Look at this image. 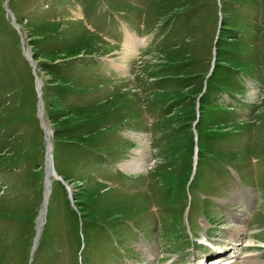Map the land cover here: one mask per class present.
Returning a JSON list of instances; mask_svg holds the SVG:
<instances>
[{"label": "rangeland", "instance_id": "obj_1", "mask_svg": "<svg viewBox=\"0 0 264 264\" xmlns=\"http://www.w3.org/2000/svg\"><path fill=\"white\" fill-rule=\"evenodd\" d=\"M47 141L73 201L53 175L33 250ZM240 235L264 264V0H0V264H231Z\"/></svg>", "mask_w": 264, "mask_h": 264}, {"label": "bare ground", "instance_id": "obj_2", "mask_svg": "<svg viewBox=\"0 0 264 264\" xmlns=\"http://www.w3.org/2000/svg\"><path fill=\"white\" fill-rule=\"evenodd\" d=\"M128 34V33H127ZM127 36V35H126ZM128 38H127V43H130V46H127V48H132L133 46H134V43L135 42H133V40L134 39H132L130 36H127ZM135 38V37H134ZM136 39V38H135ZM125 40H126V38H125ZM136 41V40H135ZM125 44H126V42H125ZM139 46V45H138ZM127 52L125 51V54H126ZM124 54V53H123ZM113 64V63H112ZM113 66H114V68H115V70H117V71H119V72H125L126 71V66L123 64V65H114L113 64ZM41 84V83H40ZM42 98H43V95H42ZM42 108H41V111H42V109H43V103H42V106H41ZM136 138H138L137 140H139V142H142V138L143 137H141V136H138V137H136ZM145 141V140H144ZM143 143V142H142ZM145 143V142H144ZM47 145H48V141H47ZM51 150V149H50ZM52 151V150H51ZM51 151H50V153H51ZM139 155H143V153H144V151L143 150H140L139 149V151L137 152ZM50 161H51V159H50ZM54 165V163L52 162L51 163V165ZM145 165H146V161L144 160V158L143 159H140L139 160V162L138 161H132V162H130V163H126V164H123V165H121V167H122V169L127 173H129L130 175H131V173H134V171H137L138 172V170H141V169H143V168H145ZM48 174H47V183H46V192H45V198H44V202H45V199H46V202H45V205H44V208H43V210H42V212H41V217H40V219H39V223H38V234L40 233V235L42 234V228L44 227V224H45V220L43 219V217L45 216V212H46V206L48 207V202H49V200H50V196H51V192H52V177H53V175H54V172L52 171V167H50V164H49V166H48ZM128 174V175H129ZM55 176V175H54ZM56 178V177H55ZM75 206V205H74ZM234 212H232V214H233ZM233 216H235V217H237L238 215L237 214H233ZM237 218H240L241 220H242V217H237ZM43 220H44V224L42 225V222H43ZM238 225V224H237ZM236 225V226H237ZM40 238V237H39ZM39 238H38V241H39ZM202 244L205 246V247H207V246H214V243L209 239V238H204V239H202ZM205 241V242H204ZM210 241H211V243H210ZM222 243H225L226 244V242H222ZM37 244H38V242H37ZM237 245H239V244H235V246H237ZM221 246V245H220ZM149 251V252H148ZM154 249H148L147 250V252L145 253L147 256H149V257H153V256H157L156 255V252L154 251ZM218 251H220V249H218ZM224 252H225V249H221V254H223L224 255ZM235 258H236V256H235ZM247 259V258H246ZM237 260V259H236ZM235 259H230V260H228V262L227 263H229V262H231V261H236ZM240 261V260H239ZM249 261V260H248ZM248 261H246V260H243V261H241V262H238V261H236V262H232L231 264H249V262ZM243 262V263H242ZM220 264V263H219ZM250 264H251V262H250Z\"/></svg>", "mask_w": 264, "mask_h": 264}, {"label": "water", "instance_id": "obj_3", "mask_svg": "<svg viewBox=\"0 0 264 264\" xmlns=\"http://www.w3.org/2000/svg\"><path fill=\"white\" fill-rule=\"evenodd\" d=\"M6 11H7V13L9 14V16L12 18V22H13L14 26L16 27V29L18 30V32H19L20 35H21V32H20V26L17 24L16 19H15V17H14V14L8 9V5L6 6ZM220 26H222L221 19H220ZM22 41H24V38H23V37H22ZM23 53H24V57L26 58V60L30 63V65H31V67H32V70H33V73H34V75H35V79H36V87H37L38 97H39V117H40V121H41L42 128H43L44 131H46V126H45V124H44V122H43V119H42V113H43V111H41V106H42V103H43V98H42L43 91H42V89H41V86H42V85L40 84V79H39V77H38V75H37V72H36V63H35V61H34V57H33V55L30 54V53L26 50V48H25L24 46H23ZM214 68H215V65L212 66L211 72L214 70ZM204 92H205V91H204ZM197 124H198V121H196V122L194 123V125H193V130H194V133H195V135H196V140L198 139V137H197V131H196V129H197ZM50 149H51V145H50V143H48V145H47V161H50V159H51L50 162L52 163V162H53L52 155L49 154V150H50ZM197 154H198V147H197V145H196V151H195V158H196V159H197ZM51 167H52V171L54 172V175H55L56 179H57L58 181H60V182L63 184V186L66 188L67 193H68V195H69V199H70V201H71V203H72V201H73V198H72V196H73L72 187H71L67 182H65V180H63L60 176L57 175V173H56V171H55V168H54L53 164L51 165ZM47 170H48V169H47ZM46 175H47V171H46ZM46 175H45V180H46ZM44 193H45V192H44ZM47 204H48V203H47ZM74 207H75V206H74ZM46 209H47V206H46ZM46 215H47V210H46V212H45L44 220H46ZM43 224H44V222H42V225H43ZM40 236H41L40 233L37 234V237H36V239H35V244H36V242L38 241V238H39ZM33 250H34V248H33ZM31 260H33V257L31 258Z\"/></svg>", "mask_w": 264, "mask_h": 264}]
</instances>
